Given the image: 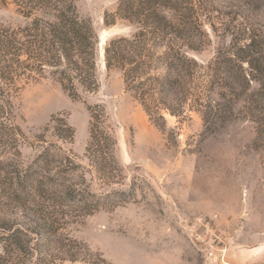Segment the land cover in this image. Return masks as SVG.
<instances>
[{"label":"trees","instance_id":"obj_1","mask_svg":"<svg viewBox=\"0 0 264 264\" xmlns=\"http://www.w3.org/2000/svg\"><path fill=\"white\" fill-rule=\"evenodd\" d=\"M0 3L14 5L28 20L18 28L0 25V264H94L90 251L65 230L71 220L105 208L113 195L126 200L124 192L91 190L93 179L106 187L123 180L114 128L102 105L88 106L86 165L48 143L44 133L35 137L38 152L25 165L20 94L47 75L72 100L96 93L98 36L79 16L76 0ZM202 16L200 0H118L104 16L105 26L122 21L133 28L130 36L104 45L105 70L121 75L124 92L161 130L165 116L185 121L195 114L211 134L237 118L254 122L253 109H264L259 38L246 27L231 45L202 61ZM52 133L57 142L74 139L64 119Z\"/></svg>","mask_w":264,"mask_h":264},{"label":"rangeland","instance_id":"obj_2","mask_svg":"<svg viewBox=\"0 0 264 264\" xmlns=\"http://www.w3.org/2000/svg\"><path fill=\"white\" fill-rule=\"evenodd\" d=\"M200 1L207 35L201 41L207 46L199 59H212L248 27L259 38L258 58L264 63V0ZM117 3L76 0L79 16L98 36L96 93L72 100L49 75L21 92L20 125L28 141L23 162L36 156L35 137L44 133L48 143L86 165L87 107L100 104L114 128L123 180L106 187L93 179L91 190L124 192L126 200L113 195L105 208L71 220L65 233L90 251L94 264H234L235 253L264 244V109H253L254 122L237 118L211 134L195 114L185 121L165 116V129L156 127L124 92L121 75L105 70L104 45L133 32L122 21L105 26V14ZM27 22L14 5L0 3L1 26ZM61 119L74 130L70 144L52 136Z\"/></svg>","mask_w":264,"mask_h":264},{"label":"crops","instance_id":"obj_3","mask_svg":"<svg viewBox=\"0 0 264 264\" xmlns=\"http://www.w3.org/2000/svg\"><path fill=\"white\" fill-rule=\"evenodd\" d=\"M234 264H264V244L235 253Z\"/></svg>","mask_w":264,"mask_h":264},{"label":"water","instance_id":"obj_4","mask_svg":"<svg viewBox=\"0 0 264 264\" xmlns=\"http://www.w3.org/2000/svg\"><path fill=\"white\" fill-rule=\"evenodd\" d=\"M100 46V45H99Z\"/></svg>","mask_w":264,"mask_h":264}]
</instances>
